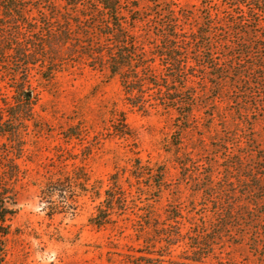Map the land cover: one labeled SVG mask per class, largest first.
Returning a JSON list of instances; mask_svg holds the SVG:
<instances>
[{
	"label": "rangeland",
	"instance_id": "obj_1",
	"mask_svg": "<svg viewBox=\"0 0 264 264\" xmlns=\"http://www.w3.org/2000/svg\"><path fill=\"white\" fill-rule=\"evenodd\" d=\"M50 3L62 7L60 0H33L25 14L46 27ZM27 80L25 100L16 91L21 77L10 78L0 65V264H133L152 249L150 229L138 231L140 207L151 205L164 225L173 224L166 215L177 209L184 231L214 218L213 203L195 185L205 174L214 181L225 174L219 140L226 144V98L200 99L188 128H178L174 110L131 106L117 77L85 62L68 64L49 80L35 66ZM121 115L128 134L118 130ZM135 158L145 173L139 181ZM113 174L129 194V208L98 227L90 219ZM158 179L159 192L150 186ZM46 188L50 195L42 193ZM187 247L180 241L171 254ZM245 261L244 251L226 241L202 264Z\"/></svg>",
	"mask_w": 264,
	"mask_h": 264
},
{
	"label": "trees",
	"instance_id": "obj_2",
	"mask_svg": "<svg viewBox=\"0 0 264 264\" xmlns=\"http://www.w3.org/2000/svg\"><path fill=\"white\" fill-rule=\"evenodd\" d=\"M32 1L0 0V65L10 78L21 77V98L29 99L23 87L32 67L49 80L74 62L117 77L137 109L174 110L178 128H188L200 99L226 98V144L219 140L225 174L217 181L205 174L195 185L213 203L214 218L184 231L177 209L166 215L173 224L164 225L151 205L140 207L138 231L150 229L152 249L132 263L202 264L228 241L244 251L246 264H264V0H195L189 6L174 0H60V9L50 3L46 27L25 14ZM120 119L118 130L128 134ZM133 161L139 181L145 173L139 158ZM115 175L90 219L98 227L115 223L114 216L129 208V194ZM155 182L150 186L161 191L162 180ZM180 241L187 250L172 255Z\"/></svg>",
	"mask_w": 264,
	"mask_h": 264
}]
</instances>
